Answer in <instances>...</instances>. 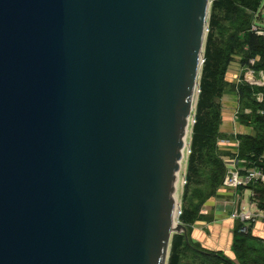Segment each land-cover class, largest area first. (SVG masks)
<instances>
[{
	"label": "water",
	"instance_id": "1",
	"mask_svg": "<svg viewBox=\"0 0 264 264\" xmlns=\"http://www.w3.org/2000/svg\"><path fill=\"white\" fill-rule=\"evenodd\" d=\"M209 8L0 0V264H167L188 240L175 194Z\"/></svg>",
	"mask_w": 264,
	"mask_h": 264
},
{
	"label": "trees",
	"instance_id": "2",
	"mask_svg": "<svg viewBox=\"0 0 264 264\" xmlns=\"http://www.w3.org/2000/svg\"><path fill=\"white\" fill-rule=\"evenodd\" d=\"M263 3L264 0H214L213 3L210 20L211 32L207 40L205 62L200 80L201 92L197 103L196 122L193 126L192 152L189 157L187 174L190 185H196L195 187L204 185L206 189L208 186L210 195L219 194L227 173V166L222 157L224 153L221 150V140L224 135L220 131L222 104L219 103L225 94L226 87L230 84L226 79V72L235 59L234 55L241 53L243 54L240 62L242 66L247 65V68H252L256 73H264V37L250 31L251 24L256 25V16ZM239 11L243 17L241 22L234 18V14ZM222 14H226L227 20L229 17L232 18L228 22L221 18ZM225 21L228 22L229 27L226 26ZM250 59L255 60L254 64H251ZM257 88L250 84L238 86L241 102L245 98L251 102L255 101L253 96L254 90ZM260 89L263 90L264 88ZM244 107H242L243 110ZM245 118V115L239 117L242 122H245ZM261 119L259 121L253 118L252 120H254L253 123L264 125L263 116ZM261 142L263 143V140ZM241 143L250 153L252 149L249 150V147L252 146V139L244 137L241 139ZM251 155L255 159L260 154L254 148ZM263 162L258 160L254 163L260 165ZM251 188L260 189L257 184L252 185ZM202 218L196 209L186 208L180 220L189 231ZM239 243L236 241L235 245ZM187 251H191L197 257L193 259L196 263L191 264H197V262L200 264H235L222 258L219 254L192 246L189 236L187 240L184 234L173 236L168 264H183L184 255Z\"/></svg>",
	"mask_w": 264,
	"mask_h": 264
},
{
	"label": "crops",
	"instance_id": "3",
	"mask_svg": "<svg viewBox=\"0 0 264 264\" xmlns=\"http://www.w3.org/2000/svg\"><path fill=\"white\" fill-rule=\"evenodd\" d=\"M260 10L261 12L264 10V3ZM255 76L257 79H262V72H255ZM222 102L220 131L224 138L221 140V150L224 153L222 157L226 166L264 167V162L260 165L254 163L258 160L264 161V125L253 123V118H245V122L240 121L236 113L241 104L238 94L232 89L223 95ZM244 110L246 115L251 114L247 108ZM244 137L252 139V146L249 147V150L252 149L250 153L241 143ZM254 148L260 154L255 159L251 155ZM259 188L257 190L251 187L241 188L233 192L222 188L216 197V202L205 207L206 213L203 216L206 217L191 227V240L200 244L203 249L219 254L235 264H264V221L256 222L249 227L247 233H243L240 228L241 224L231 219L234 209L251 203L257 204L264 211V188L261 186ZM245 234L248 235L243 236ZM236 241L241 243L235 245Z\"/></svg>",
	"mask_w": 264,
	"mask_h": 264
},
{
	"label": "rangeland",
	"instance_id": "4",
	"mask_svg": "<svg viewBox=\"0 0 264 264\" xmlns=\"http://www.w3.org/2000/svg\"><path fill=\"white\" fill-rule=\"evenodd\" d=\"M213 3H214V0H210V8H209V14H208V26H207V32H206V37H205V43H204V62H205V51H206L207 40H208L209 33L211 32L210 20H211V16H212ZM263 11L261 12V10H260V12L257 14L256 25L251 24V26H250V31H253L258 36H262V37H264V13H263ZM260 14H262L261 17H260ZM221 16H222L221 18L223 20H225V19L227 20L226 14H222ZM230 18H232V17L228 18V20H227L228 22H229ZM234 18L238 22L239 21L241 22V20L243 21V17L241 15L240 11L236 12L234 14ZM260 18H263V19L260 20ZM254 19H255V17H254ZM227 21H225V24L227 27H229V24H227L228 23ZM225 24H224V26H225ZM242 57H243V54H241V53L235 54L234 55L235 59H233L234 61L232 62L230 68H228V71L226 72L227 75L225 74L227 81L230 82L229 86L226 87L225 94L230 89H232L234 92L239 94L238 86H241L244 84H250L249 79L251 80V82H254V80H255L254 78H250V77L248 79L247 72L249 73V71H251L253 69L249 68V67L247 68V65H245V66L241 65L240 62H241ZM204 62L202 64L201 73H200V76L198 79V90L196 93V97H195L194 105H193V110H192L190 120H189L188 135L186 137L188 146L185 148V150L183 152L184 158L181 162V169L179 171V177H178V182H177V186H176L175 196H176V200L178 201L179 208H180L179 214H180V212H182L181 215L178 214L176 221L180 222L181 224H183V223L181 222L180 217L182 216L183 211L186 208L196 209L199 212L200 216L206 217V216H203V214L206 213L205 207L213 205L216 202V197H217V195H210L208 186H207V189H206V186H204V185H198V187H195L196 185H190L188 183V179H187L188 162H189V157H190L191 152H192L191 151L192 133H193L192 131H193V126L195 124L194 122H196L197 103H198V98H199V95L201 92L200 91L198 93V91L200 89V80L202 77V70H203ZM254 62H255V60L252 59L251 64H254ZM252 86L259 88V89L257 88L256 90H254L255 93H254L253 98L255 99V101L251 102V100H248L245 98V100L243 99V102H241V100L239 98L241 106L238 107L239 109H238L236 114H237L238 118L241 117L242 115L243 116L245 115L246 118L252 117L255 120L260 121V120H262L261 119L262 111L264 110V109H262L264 106V89L262 90L260 88H264V85L259 86L256 84H252ZM219 103L220 104L223 103L222 99L219 101ZM243 106H245L244 108H247L248 110L251 111V114L249 116L246 115V111L243 110V108H242ZM223 189H225V188L223 187ZM190 229H189V231H187L190 243L192 244V246H195L199 249H203L200 246V244L191 240V238H190L191 230ZM171 244H172V242H171ZM203 250L211 252L210 250H207V249H203ZM196 258H197L196 255H194L191 251H187V253L184 255L183 264H191V263L195 262L193 259H196ZM197 264H200V263L197 262Z\"/></svg>",
	"mask_w": 264,
	"mask_h": 264
},
{
	"label": "built area",
	"instance_id": "5",
	"mask_svg": "<svg viewBox=\"0 0 264 264\" xmlns=\"http://www.w3.org/2000/svg\"><path fill=\"white\" fill-rule=\"evenodd\" d=\"M250 78H254L251 82ZM249 83L259 86L264 85V74L262 72V79L255 77V71L251 70L248 74ZM264 119V110L262 111ZM227 173L223 181V187L231 192L237 191L241 188H250L252 185H259L264 188V167L246 168L237 166H227ZM180 212L179 215H181ZM231 219L237 221L242 225V232L247 233L249 227L258 221H264V211L261 210L257 204L251 203L247 206H239L231 213Z\"/></svg>",
	"mask_w": 264,
	"mask_h": 264
},
{
	"label": "bare ground",
	"instance_id": "6",
	"mask_svg": "<svg viewBox=\"0 0 264 264\" xmlns=\"http://www.w3.org/2000/svg\"><path fill=\"white\" fill-rule=\"evenodd\" d=\"M206 32H207V31H206ZM203 53H204V50H203ZM197 90H198V80H197L196 90H195V94H194L195 97H196ZM195 97H194V100H195ZM193 105H194V102H193V104H192V110H193ZM188 120H190V118H189ZM188 126H189V122H188ZM188 126L186 127V137H187V135H188ZM192 132H193V131H192ZM186 137H185V139H184L185 146H184V149H182V160H183V158H184V154H183V152H184L185 148L188 146V143H187V139H186ZM182 160H181V162H182ZM181 162H180V164H181ZM177 182H178V180H177ZM175 200H176V196H175ZM179 210H180V208H179V205H178V201L176 200V207H175V220H174L175 222H177V221H176V218L178 217ZM177 223H180V222H177Z\"/></svg>",
	"mask_w": 264,
	"mask_h": 264
}]
</instances>
